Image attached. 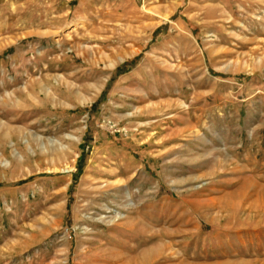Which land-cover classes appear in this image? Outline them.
<instances>
[{
	"label": "rangeland",
	"instance_id": "1",
	"mask_svg": "<svg viewBox=\"0 0 264 264\" xmlns=\"http://www.w3.org/2000/svg\"><path fill=\"white\" fill-rule=\"evenodd\" d=\"M263 80L264 0H0V264H264Z\"/></svg>",
	"mask_w": 264,
	"mask_h": 264
},
{
	"label": "crops",
	"instance_id": "2",
	"mask_svg": "<svg viewBox=\"0 0 264 264\" xmlns=\"http://www.w3.org/2000/svg\"><path fill=\"white\" fill-rule=\"evenodd\" d=\"M264 81V80H263ZM261 81V85H260V89L261 92L264 93V82ZM258 92H260V90H258ZM254 94H252L251 96H253ZM249 98V100L246 102L247 108H246V114L249 113L250 115V111L249 108L253 106V104L255 103L256 99H254L253 97ZM261 96V95H260ZM252 98V99H251ZM261 111V109H259ZM260 114H255L254 116V120H252L253 122H251L250 120V116L249 115H245V117L242 118L241 123L239 125H237L235 127V132L241 133V134H246L247 132H249V129L252 127V129L254 130V132H256V136H255V141L250 142L251 144H249L247 142V139L243 136H239L237 135V137H234L232 143H230L229 147L232 148H240V143L245 145L243 148L241 147L240 152L237 153L236 151V156L237 158L239 157V154L244 156L246 159H249L248 157V153H250L251 151H254V149L257 151V153H260L261 151L264 152V117L263 115ZM263 140V141H262ZM249 145L250 148H248L246 145ZM264 157L261 156L260 159H263ZM241 165L244 166V168H248L250 165L248 163H242Z\"/></svg>",
	"mask_w": 264,
	"mask_h": 264
}]
</instances>
